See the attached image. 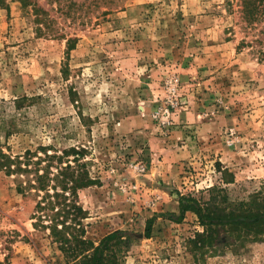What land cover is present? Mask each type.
<instances>
[{"label":"rangeland","instance_id":"rangeland-1","mask_svg":"<svg viewBox=\"0 0 264 264\" xmlns=\"http://www.w3.org/2000/svg\"><path fill=\"white\" fill-rule=\"evenodd\" d=\"M6 2L5 151L82 150L98 181L79 190L86 237L98 244L123 231L132 240L126 264H193L188 239L201 227L190 211L178 220L180 195L209 199L226 170L232 200L264 187V21L248 26L241 0H121L107 15L101 5L75 18L39 0L57 31L38 35L21 3ZM35 204L0 170V264H73L34 226ZM203 264H264V235Z\"/></svg>","mask_w":264,"mask_h":264},{"label":"trees","instance_id":"trees-1","mask_svg":"<svg viewBox=\"0 0 264 264\" xmlns=\"http://www.w3.org/2000/svg\"><path fill=\"white\" fill-rule=\"evenodd\" d=\"M18 1L28 13L38 35L57 31L56 20L39 0ZM48 1L56 2L57 11L63 15L75 18L77 10L84 8L85 13H90L101 5L106 8L102 14L107 15L113 12V5L121 0ZM0 5L10 11L6 0H0ZM241 6L243 20L248 26L264 21V0H241ZM68 41L69 48H74L76 39L71 37ZM12 132L0 119V170L14 176L19 192H34V226L49 231L66 260L73 264H126L124 257L131 248L132 240L123 231L115 230L107 234L98 244L86 237L83 223L86 211L80 202L79 190L98 181L90 176L86 163L82 162V150L69 147L58 154L48 153V148L42 147L44 157L30 149L22 155H12L5 151L2 140V133L8 137ZM71 156H74L72 160L69 159ZM218 165L222 166L220 163ZM223 174V184L235 181L234 174L228 170ZM223 184L209 188V199L202 200L192 195L179 197L181 212L178 220H182L190 211L196 214L201 227L188 239V252L194 259L193 264H203L207 254L260 240L264 235V187L252 193L248 199L232 200ZM154 222L155 217L147 219L146 237L152 236Z\"/></svg>","mask_w":264,"mask_h":264}]
</instances>
